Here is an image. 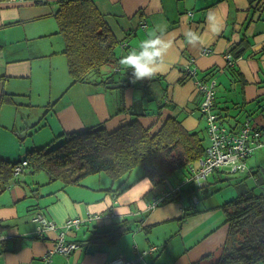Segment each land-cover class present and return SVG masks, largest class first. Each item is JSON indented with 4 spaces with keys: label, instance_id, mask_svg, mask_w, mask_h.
Wrapping results in <instances>:
<instances>
[{
    "label": "crops",
    "instance_id": "1",
    "mask_svg": "<svg viewBox=\"0 0 264 264\" xmlns=\"http://www.w3.org/2000/svg\"><path fill=\"white\" fill-rule=\"evenodd\" d=\"M48 1L50 4L43 6L25 0L0 4V157L10 162L21 160L34 149L60 143L59 137L90 126L104 123L108 130H116L131 121L127 111L135 101L139 104L136 88H127L122 100L118 90L72 84L64 55L65 40L54 15L60 0ZM95 3L120 41L116 56L121 59L130 49L138 48L157 26L165 30L161 39L172 41L161 69L152 76L160 77L159 84L150 91L159 108L140 119L146 127L158 128L161 121L172 116L188 131L206 129L208 139L207 123L200 112L202 95L196 82L214 69L210 80L217 82L216 111L221 113L224 124L238 130L241 123L250 119L264 128V108L257 101L264 96V21H251L249 0ZM189 32L192 43L187 38ZM242 40L247 43L241 45ZM204 48H212L214 53L203 55ZM228 53L236 59V80L229 70H224ZM190 58L196 61L197 78L187 74ZM146 80L149 79L132 84L142 88L141 83ZM162 88L167 89L166 94ZM5 93L13 96L12 104L3 100ZM165 97L171 104L164 103L161 108ZM31 108L35 110L33 116ZM44 115L51 121L57 117L64 130H57L54 124L49 127ZM247 165L257 175L252 174L248 186L263 183L264 148ZM29 173L20 175V184L0 195V240L5 248L0 252V264H44L43 256L55 246L62 231L59 228L67 220H88L103 212H108L112 220L105 222L106 226H119L126 221L127 232L110 243L89 244L88 227L66 231V241L77 242L81 247L70 255H53L50 264H112L120 258L137 264H195L215 253L227 239L223 204L236 194L214 196L218 189L214 191L212 187L218 173L202 182L193 197L194 205L186 197L185 203H166L154 210L148 209L152 185L143 177L141 167L121 179L101 173L73 185H66L62 179L50 181L44 172ZM179 179L183 180L180 174ZM123 185L128 188L115 199L109 189L121 190ZM205 191L210 192L209 197ZM34 211L42 212L58 230L47 231L46 238L37 237ZM206 262L212 264L210 260Z\"/></svg>",
    "mask_w": 264,
    "mask_h": 264
},
{
    "label": "trees",
    "instance_id": "2",
    "mask_svg": "<svg viewBox=\"0 0 264 264\" xmlns=\"http://www.w3.org/2000/svg\"><path fill=\"white\" fill-rule=\"evenodd\" d=\"M25 1L37 6L50 4L48 0ZM9 2L11 0H0V4ZM57 5L59 8L54 15L65 40L64 55L68 61L72 84L102 85L107 90H118L121 97L123 92L122 100H124L125 90L137 87L131 82L132 70L121 68V58L116 56L120 41L110 28L105 15L97 7L95 0H60ZM263 12V0H249L248 13H250L251 21H264ZM245 43L247 42L241 41V45ZM205 49L208 52L203 54ZM212 53H214L212 48L202 50L203 55ZM227 55L231 56L233 64L230 65L225 59L224 70H229V74L236 80L239 75L235 69L236 59L232 53L225 54ZM188 61L192 63L190 67H197L194 59L190 58ZM206 73L203 79L210 80L211 76L214 77L215 70L211 72L209 70ZM159 80L160 77H152L141 83L140 89L144 93L143 98L146 103L150 104L152 101L153 96L150 91L155 89ZM161 91L163 94L167 93V89L162 88ZM3 100L12 104L13 96L5 93ZM144 101L140 104L135 101L128 111L138 116H146L147 107ZM257 101L260 108H264V96ZM164 103L166 106L171 104L168 97L163 99L161 108ZM250 122L260 132L259 139L260 142L263 141V144L254 147V151L245 158L246 165L259 149L264 148V128L256 126L251 120ZM243 124L244 122L241 123L240 128ZM155 126L148 129L140 120L134 119L110 131L103 123L59 137L60 141L64 136L68 138L66 142L60 143L57 148L50 151V145L42 149H34L16 162L0 157V195L7 189L20 184V175L29 172L30 175L44 172L49 176L50 181L62 179L66 185H73L79 184L89 176L101 173H106L115 180L121 179L135 168L141 167L143 177L152 185L151 203L154 199H162L158 206L181 201L185 203L184 198L190 197L192 206L195 203L193 197L199 190L195 189L198 183L186 182V179L194 175L193 171L198 168L208 145L206 146L204 139L200 136V131H188L181 121L172 116L161 121L158 128ZM253 146V143H249V148ZM25 161L28 165H23ZM18 167L21 168V172L15 174V169ZM230 171L229 167H222L201 181L202 184L218 173L219 178L218 180L215 178L212 187L216 191L218 188L215 185L219 181H225L223 175H228L226 180H232L230 184L237 191L233 189L232 192L238 196L225 200L223 204L227 217L225 225L228 228L225 243L215 253L195 264H206L209 260L212 264H264V182H258L253 188L248 186L251 176H257L248 169V165L246 171L242 173ZM177 174H180L183 179L178 185H176L177 182H172ZM117 188L109 189L115 199L128 186L123 185L121 190ZM210 192L205 191V196L209 197ZM38 216L44 217L47 223H53L42 212L34 211L32 220L37 224V237L46 238L44 235L47 231L58 230L55 224V229H44L40 236L37 233L38 227H41V223L36 220ZM109 216L108 212H103L92 215L88 220L69 219L62 228H59L62 229L59 235L63 233L65 237L66 231H79L83 227H88L89 230L87 229L86 233L90 234V240L87 241L89 244L110 243L126 233L128 226L126 221L119 226H106L105 222L112 221ZM76 220L79 222L74 226L73 222ZM2 251H5L3 239L0 240V252Z\"/></svg>",
    "mask_w": 264,
    "mask_h": 264
},
{
    "label": "built area",
    "instance_id": "3",
    "mask_svg": "<svg viewBox=\"0 0 264 264\" xmlns=\"http://www.w3.org/2000/svg\"><path fill=\"white\" fill-rule=\"evenodd\" d=\"M206 50L203 51V54L208 52ZM225 59L230 65L233 64L230 55L225 56ZM187 74L197 78L199 76L198 68L187 67ZM197 87L202 95L200 112L207 123L209 144L206 147L204 157L199 162L198 168L193 171L194 175L187 178L186 182L194 183L195 181L198 185H201L202 180L207 179L215 170L222 167H229L231 173L246 171L245 158L254 151V147L261 146L263 141L260 142L259 137L261 134L251 125L250 120L245 121L238 130L231 129L224 124L222 115L216 111L217 83L215 80L199 78L197 80ZM249 143H253L254 146L249 148ZM23 165H28V162L25 161ZM20 172V167L15 169V174H19ZM161 200L154 199L148 209L154 210ZM36 220L41 223V227H38L37 231L40 236L44 229H55V223H47L46 219L42 216H38ZM78 222V220L73 222L74 226L78 225ZM77 249H79V245L67 242L62 233L59 235L55 246L44 255L43 261L45 264H50L54 253L70 255ZM151 251L153 252L154 249ZM112 264H137V262L120 258L113 261Z\"/></svg>",
    "mask_w": 264,
    "mask_h": 264
},
{
    "label": "clouds",
    "instance_id": "4",
    "mask_svg": "<svg viewBox=\"0 0 264 264\" xmlns=\"http://www.w3.org/2000/svg\"><path fill=\"white\" fill-rule=\"evenodd\" d=\"M164 31L163 28L157 26L149 33L147 39L140 42L138 48L130 49L128 54L120 60L121 65L132 70L133 83L150 79L161 69L164 57L172 48L171 40L161 39ZM187 38L189 43L193 42L191 32L187 34Z\"/></svg>",
    "mask_w": 264,
    "mask_h": 264
},
{
    "label": "rangeland",
    "instance_id": "5",
    "mask_svg": "<svg viewBox=\"0 0 264 264\" xmlns=\"http://www.w3.org/2000/svg\"><path fill=\"white\" fill-rule=\"evenodd\" d=\"M52 5V4H51ZM135 92H136V99L138 100V102H139V104L141 103V101H144V98H143V93H142V91H141V89L140 88H136L135 89ZM122 98H123V92H122ZM152 101H151V103L150 104H148V103H146L145 101H144V103H145V106L147 107V114H152V112H153V110L155 109V110H158V108H159V106H158V102H156V101H153V99H151ZM125 106V105H124ZM150 106V107H149ZM133 107V105L130 107V108H132ZM154 108V109H153ZM34 109H32L31 108V115L33 116V114H34ZM48 111V110H47ZM125 112V111H124ZM139 112H140V110H139ZM127 113L129 114V115H131L132 116V119L131 120H134V119H137V120H140V119H142V118H145V116H138V115H136V114H131L129 111H127ZM44 119H45V124H47V121L48 122H50V126L49 127H52L53 126V124H54V127H56V129L57 130H64V128L62 127V125H61V123H60V121H59V119L57 118V117H55L52 121L50 120V118L47 116V115H44ZM205 121V120H204ZM206 122V121H205ZM205 125H206V123H205ZM42 126H44V125H40L39 127L40 128H42ZM154 126V125H153ZM153 126H148L147 128L148 129H150V128H152ZM49 127H46V128H44V129H48ZM91 127V126H90ZM95 127V126H94ZM90 129V128H89ZM200 132H201V134H200V136L204 139V141H205V144H207L208 143V139L206 138V134H205V132H206V129H205V131L204 130H199ZM67 138L68 137H66V136H64L61 140V142L60 143H62V142H66V140H67ZM59 142H55V143H53L52 145H50L49 146V151L50 150H52V149H55V148H57L58 146H59V144H60ZM141 171V170H140ZM142 172V171H141ZM228 176V175H227ZM226 175H223V177H224V180L225 181H219L216 185H215V187H217L218 188V190H217V192L214 194V196H220V197H230L231 196V192H232V190L234 189L235 190V192H237L236 191V189H235V187L233 186V185H231L230 183L232 182V180H230V179H228V180H226L228 177H227ZM178 178H179V175L177 174L176 176H174L173 177V180H172V182H174V183H176V182H179L180 184H181V179H179L178 180ZM177 184V183H176ZM238 195H234V197H237ZM154 251H156L155 249H154Z\"/></svg>",
    "mask_w": 264,
    "mask_h": 264
},
{
    "label": "bare ground",
    "instance_id": "6",
    "mask_svg": "<svg viewBox=\"0 0 264 264\" xmlns=\"http://www.w3.org/2000/svg\"><path fill=\"white\" fill-rule=\"evenodd\" d=\"M71 243H75V244H77V245H79V248L81 247V244H79V243H77V242H71ZM55 254H59V253H54L53 255H55ZM53 255H52V257H53ZM44 257V256H43ZM45 264V263H44Z\"/></svg>",
    "mask_w": 264,
    "mask_h": 264
},
{
    "label": "water",
    "instance_id": "7",
    "mask_svg": "<svg viewBox=\"0 0 264 264\" xmlns=\"http://www.w3.org/2000/svg\"><path fill=\"white\" fill-rule=\"evenodd\" d=\"M168 118V117H167ZM167 118L165 119V120H167ZM203 184V183H202ZM195 189L196 190H198V189H200V185H197L196 187H195Z\"/></svg>",
    "mask_w": 264,
    "mask_h": 264
}]
</instances>
